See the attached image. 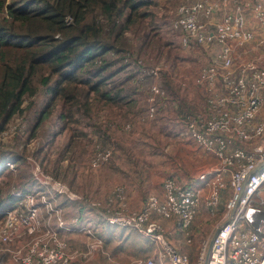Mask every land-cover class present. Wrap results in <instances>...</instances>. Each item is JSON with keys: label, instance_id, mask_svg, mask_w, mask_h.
<instances>
[{"label": "built area", "instance_id": "built-area-1", "mask_svg": "<svg viewBox=\"0 0 264 264\" xmlns=\"http://www.w3.org/2000/svg\"><path fill=\"white\" fill-rule=\"evenodd\" d=\"M171 28L185 49L194 44L217 47L192 79H180L179 89L170 95L161 63L147 67L136 51L129 50L124 52V72H138L141 83L152 78L139 121H155L164 109V117L176 124L178 138L192 142L209 163L194 175L196 184L176 176L165 178L162 195L150 193L140 210L129 209L123 185L109 193L107 205H114L116 199L117 209L100 201L91 203L104 206L106 223L132 226L161 246L159 258H137L132 264H162L165 257L169 264H191L190 255L154 216L174 218L190 244L193 222L201 213L213 228L201 242L195 264L205 260L206 264H264V215L259 226L254 225L257 213L264 211V64L247 56L251 41L264 43V0H188L177 7ZM16 128L23 132L16 126L0 129V140ZM111 156L110 149L98 150L90 166L96 169ZM25 159L39 185L37 190L22 191L15 183L7 190L16 200L0 210L5 215L0 223V264H73L91 259L103 247L102 237L94 231L102 221L79 227L91 237L85 249L72 246L60 233L74 229L65 223L60 201L80 196L37 158ZM3 166L17 174L11 157L0 158Z\"/></svg>", "mask_w": 264, "mask_h": 264}, {"label": "trees", "instance_id": "trees-1", "mask_svg": "<svg viewBox=\"0 0 264 264\" xmlns=\"http://www.w3.org/2000/svg\"><path fill=\"white\" fill-rule=\"evenodd\" d=\"M153 4L150 0H0V129L40 94L45 100L37 121L61 110L59 132L73 122L82 124V119L74 118L77 114L92 117L130 104L125 84L131 75L117 79L126 69L124 52L131 48L127 33L147 27V20L154 19ZM5 153H12L6 156L15 161L17 174L0 167V210L16 200L7 191L15 176L22 191L33 178L23 154ZM4 217L0 211V223Z\"/></svg>", "mask_w": 264, "mask_h": 264}, {"label": "rangeland", "instance_id": "rangeland-1", "mask_svg": "<svg viewBox=\"0 0 264 264\" xmlns=\"http://www.w3.org/2000/svg\"><path fill=\"white\" fill-rule=\"evenodd\" d=\"M186 2L188 0L153 2L154 19L147 20L145 29L144 27L139 30L132 29L127 33V40L131 44V48L127 50L136 51L142 59V63L144 62L147 67H154L161 63V74L166 78V90L170 95L179 89L178 81L184 78L192 79L202 63L208 61L217 48L216 45L194 44L185 49L180 45L179 34L172 30L171 23L176 15L177 7ZM209 26L212 27V24ZM247 49V56L257 57L264 64V43L256 39L248 44ZM126 75H131L125 84L126 93L130 95V104H127L121 111L119 108L110 112L105 110L93 114L92 117L86 114L85 118H81V114H77L74 118L82 119L83 123L73 122L72 126L67 125L68 127L61 132H59L62 125L60 122L61 110L53 112L50 118L38 122V109L44 104L45 97L40 94L32 105L26 102L24 112L14 115L7 125V127H21L23 132L17 133L16 128L15 132L0 140V158L4 160L7 156H12V153H5L6 151L37 158L46 171L67 183L80 196V200L94 196V192H88V180L92 179L94 175V168L90 166V160L98 150L110 149L112 156L120 153L129 156V150L131 153H138L143 157L151 155L150 159L138 163V171L149 179L146 183L149 186H154L157 181H163L168 176L176 175L180 179L182 177L190 178L197 174L209 161L203 159L202 151L192 142L178 138L172 132L167 135V130L159 132L162 127H176L169 118L161 117V123L157 119L155 121H139L138 119L139 114L146 106V97L152 78L142 83L137 82L139 73L134 71H129L128 74L121 71L118 74L119 78L117 76L116 78L120 80V77L124 78ZM163 111L160 110L159 114ZM126 123L131 124L130 129L125 128ZM75 129H77L76 132ZM139 134L142 135L139 136ZM135 135H138L142 141L135 142L133 139L138 138ZM126 139L133 140L134 145L125 146L123 142L126 143ZM136 144L137 146H135ZM37 150H40L39 154H36ZM105 164L103 163L100 167H104ZM28 165L29 172H31L30 164L28 163ZM100 167L96 169L98 170ZM15 183L18 184L17 176L13 178L7 189ZM38 185L33 177L29 184L30 188L37 190ZM110 191L106 195L104 194L105 197L104 195L99 196L104 198L94 199L91 202L100 201L106 208L117 209L119 201L116 199L113 201L114 205H107ZM127 204L129 209H132L128 194ZM199 217L196 226L202 227L203 241L211 236L213 223ZM159 222L161 221L159 220ZM95 228H97L94 229L95 235L101 237L103 223ZM135 235L137 236V234H132L131 237L135 238ZM90 238L87 235V241ZM0 247L2 246L0 245ZM79 260L87 262L91 259L76 261Z\"/></svg>", "mask_w": 264, "mask_h": 264}, {"label": "crops", "instance_id": "crops-1", "mask_svg": "<svg viewBox=\"0 0 264 264\" xmlns=\"http://www.w3.org/2000/svg\"><path fill=\"white\" fill-rule=\"evenodd\" d=\"M164 115V111L161 114L158 113L157 120H159V123H161V117L165 118ZM173 125L176 126V124ZM157 127L159 128V126ZM176 129L177 127L173 128L171 126L162 127L159 129V132H161V130H167V135L173 133V135L178 136ZM141 135L142 134H139V136ZM135 136L138 137V135ZM133 140H135V142L142 141L139 137L134 138ZM133 140L126 139V143L123 142V144L125 146H132L134 145ZM135 146H137V144ZM129 153L131 156L124 153L112 156L109 161L106 162L104 167L102 166L98 170L94 169L92 179L88 180V192H94V196L82 200H80V198L72 199L70 197H62L60 206L62 207L63 218L65 223L70 227H74V229H61L60 233L68 239L72 246L79 249H85L86 247L87 233L84 230H81L79 228L80 226H92L96 221H102L103 223V228L101 229L103 247L94 253L91 260L87 262L79 260L73 264H114L115 262L117 264H129L139 257L153 256L159 258L161 246L154 241V239L136 228L106 223L104 221V217L106 216L104 206L93 205L91 203L94 199L104 198L110 190L119 184L125 187L126 193L128 194L129 204L131 208L135 210H139L143 207L144 202L150 193L157 191L159 195H162L163 181H157L154 186H149L146 184L149 179L146 178V176H142L138 171V163L145 159H150L152 156L145 155V157H143L138 153H131V150H129ZM180 179L188 181L190 184L197 183L194 176L190 178L182 177ZM28 190L32 189L27 187L24 191ZM101 195H104V197H99ZM199 216L205 220L201 213L193 222L194 243L192 242V245L185 242L184 233L182 229L178 227L174 218L167 219L158 214L154 216L165 225L169 235L181 245L182 250L190 255L191 264L196 263L199 250L198 244L204 239L202 227L199 225L196 226L197 219L199 220L200 218ZM132 234H137V236L135 235L136 237L132 238ZM6 264L10 263L7 262ZM162 264H169L166 257L162 259Z\"/></svg>", "mask_w": 264, "mask_h": 264}, {"label": "water", "instance_id": "water-1", "mask_svg": "<svg viewBox=\"0 0 264 264\" xmlns=\"http://www.w3.org/2000/svg\"><path fill=\"white\" fill-rule=\"evenodd\" d=\"M257 215H258V218L254 221V225H255V227H258V226H259V217H261V216L264 215V211H259V212L257 213ZM218 230H219V228H218L216 231H218ZM215 233H216V232H215ZM213 236H214V235H213ZM213 236L211 237V239H210V241H209L208 250H207V257H208V255H209V252H210V249H211V246H212V243H213ZM204 264H206V260H205Z\"/></svg>", "mask_w": 264, "mask_h": 264}]
</instances>
